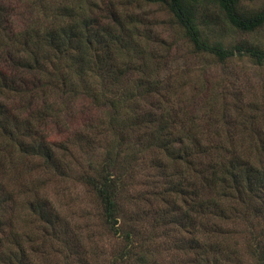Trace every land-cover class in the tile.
<instances>
[{
    "label": "trees",
    "instance_id": "16d2710c",
    "mask_svg": "<svg viewBox=\"0 0 264 264\" xmlns=\"http://www.w3.org/2000/svg\"><path fill=\"white\" fill-rule=\"evenodd\" d=\"M252 1L0 0V264H37L33 257L40 245L15 230L16 200L19 190H27L24 178L32 171L71 174L69 144L52 139L48 130L63 111L71 115L76 100L91 103L99 117L73 128V134L82 132L93 144L99 136L102 141L111 136L99 168L89 166L79 177L95 194L103 225L125 243L120 258L133 259L138 235L121 222L122 181L148 152L159 167L157 176L167 175L156 194L179 207L190 224L192 263L238 260L224 250L225 236L215 234L226 235L229 228H241L239 223L264 228V129L250 127L264 105L237 102L233 112L215 118L216 100L213 113L202 99L180 101L182 91L170 88V77L162 72L167 54L149 47L157 44L148 34L147 10L165 12L166 27L160 28V38L155 35L157 43L164 46L174 31L190 60L264 66V48L245 38L225 45L215 34L223 24L238 36L264 26V4L252 9ZM40 187L39 182L29 190L26 206L50 227V205ZM250 253L264 264L262 238ZM144 257L132 263L143 264Z\"/></svg>",
    "mask_w": 264,
    "mask_h": 264
},
{
    "label": "rangeland",
    "instance_id": "374dc122",
    "mask_svg": "<svg viewBox=\"0 0 264 264\" xmlns=\"http://www.w3.org/2000/svg\"><path fill=\"white\" fill-rule=\"evenodd\" d=\"M263 4L264 0L248 3L252 9H259ZM147 12V23L152 28L148 34H151L153 44H157L152 45L150 42L149 47L154 46L161 54H167L162 72L170 77V88H174L176 92L182 91L181 95L179 94L180 101L192 102L197 99L199 102L202 99V104L209 106L213 113L212 100H216L219 109L215 111V118L220 117L223 111L233 112L236 103L241 101L262 108L264 66H255L247 60H235L222 66H211L202 60H190L189 52L181 45L180 35L174 31L171 32L172 38L164 46L157 43L155 35L160 38V28L166 27L163 26L166 24L165 12L155 8L148 9ZM216 29L217 38L225 45L245 38L264 48V26L250 34L239 36L236 29L228 24L220 25ZM141 45L148 52L147 43L142 40ZM204 90L208 92L203 93ZM98 113L99 110L92 108L91 103L76 100L75 105L71 107V115L63 111L58 120L53 119L50 122L48 136L54 140L62 139L70 146L66 162L73 167L72 171H69L71 174L60 177L56 172L32 171V174L25 175L27 190H19L13 219L18 233L28 234L36 246L40 245L34 254V262L133 264V259L143 254V264H193L190 224L184 221L179 207H173L167 201L163 202L159 199V194H156L162 188L167 175L161 172L157 176L159 167L153 165L148 152L139 155L133 166L128 168V175L122 181L123 190L119 199L122 208L121 222L135 228L138 235L131 247L133 259L119 257L125 250V243L120 240L119 234L109 232L103 225L101 208L95 194L79 177L89 166L99 168L104 152L108 150L104 143L109 142L108 138L111 136H107L105 141H102L103 136H99L96 144H93L86 142L87 137L83 136L82 132L75 131L73 134V128L80 129L83 124L98 120ZM260 114L261 117L255 120V125L250 126L253 124L250 118L246 121L254 132L264 129V111ZM39 182L40 192L45 195L50 205L48 213L53 221L50 227L41 223L26 206L31 197L29 190L36 188ZM168 200L171 201L169 198ZM184 201L185 204L189 203V200ZM179 202L183 204L181 200ZM162 207L166 210L163 215ZM244 217L245 215L240 218ZM239 224L241 228H229L226 235L215 234L217 238L225 236V247H222L228 253L232 251L230 258L239 255V261L233 259L217 264H261L255 261L250 248H253L259 239L264 241V228H244L243 223ZM52 226L54 231L51 230ZM215 235L209 238L211 243L216 242ZM213 252L223 258L220 253L215 250Z\"/></svg>",
    "mask_w": 264,
    "mask_h": 264
}]
</instances>
